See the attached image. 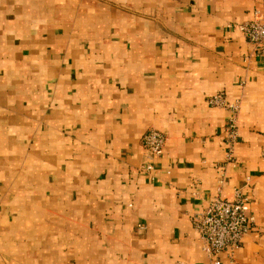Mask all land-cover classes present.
Segmentation results:
<instances>
[{
	"label": "crops",
	"instance_id": "crops-1",
	"mask_svg": "<svg viewBox=\"0 0 264 264\" xmlns=\"http://www.w3.org/2000/svg\"><path fill=\"white\" fill-rule=\"evenodd\" d=\"M254 11L0 0V264H264V50L229 27ZM218 93L239 108L231 161ZM238 194L254 225L209 255L191 217Z\"/></svg>",
	"mask_w": 264,
	"mask_h": 264
},
{
	"label": "built area",
	"instance_id": "built-area-1",
	"mask_svg": "<svg viewBox=\"0 0 264 264\" xmlns=\"http://www.w3.org/2000/svg\"><path fill=\"white\" fill-rule=\"evenodd\" d=\"M237 30L245 40L264 50V14L254 11L248 21L229 25ZM207 103L216 108L229 112L225 132V146L227 160L231 161L233 146L239 139L237 131V114L239 111L236 102L227 101L223 93L214 94L207 98ZM166 136L155 130L147 131L142 137V147L146 152L147 161L141 165L145 173H152L157 167L154 161L162 155ZM247 200L240 194L231 200L220 198L212 199L200 213L191 217V224L198 237L203 241V250L207 254L232 253L239 245L242 237L249 232L254 219L248 214Z\"/></svg>",
	"mask_w": 264,
	"mask_h": 264
}]
</instances>
